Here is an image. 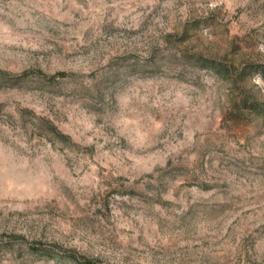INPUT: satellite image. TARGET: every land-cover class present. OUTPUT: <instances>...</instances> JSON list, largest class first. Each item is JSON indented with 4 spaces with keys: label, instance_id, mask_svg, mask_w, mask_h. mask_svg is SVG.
Instances as JSON below:
<instances>
[{
    "label": "rangeland",
    "instance_id": "obj_1",
    "mask_svg": "<svg viewBox=\"0 0 264 264\" xmlns=\"http://www.w3.org/2000/svg\"><path fill=\"white\" fill-rule=\"evenodd\" d=\"M262 65L264 0H0V264H264Z\"/></svg>",
    "mask_w": 264,
    "mask_h": 264
},
{
    "label": "trees",
    "instance_id": "obj_2",
    "mask_svg": "<svg viewBox=\"0 0 264 264\" xmlns=\"http://www.w3.org/2000/svg\"><path fill=\"white\" fill-rule=\"evenodd\" d=\"M210 63L209 68L218 74L222 79H227L229 76V71L227 70L226 67L219 63H215L214 61H206L204 62L205 64ZM252 68V67H249ZM255 70V69H254ZM260 73L264 76V65L260 66ZM244 108L249 110V112L252 113H259L262 112L263 108L260 105H257L256 102H252L250 105H243Z\"/></svg>",
    "mask_w": 264,
    "mask_h": 264
}]
</instances>
